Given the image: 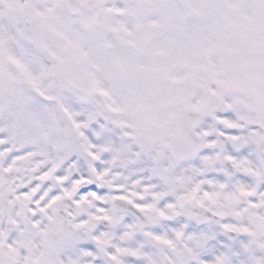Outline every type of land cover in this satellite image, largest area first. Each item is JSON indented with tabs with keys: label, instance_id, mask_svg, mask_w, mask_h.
Here are the masks:
<instances>
[{
	"label": "snow or ice",
	"instance_id": "1",
	"mask_svg": "<svg viewBox=\"0 0 264 264\" xmlns=\"http://www.w3.org/2000/svg\"><path fill=\"white\" fill-rule=\"evenodd\" d=\"M0 264H264V0H0Z\"/></svg>",
	"mask_w": 264,
	"mask_h": 264
}]
</instances>
